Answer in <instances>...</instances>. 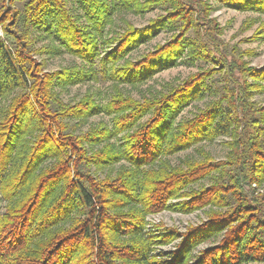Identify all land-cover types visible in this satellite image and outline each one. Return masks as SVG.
Instances as JSON below:
<instances>
[{
  "label": "trees",
  "instance_id": "obj_1",
  "mask_svg": "<svg viewBox=\"0 0 264 264\" xmlns=\"http://www.w3.org/2000/svg\"><path fill=\"white\" fill-rule=\"evenodd\" d=\"M222 1L264 13V0ZM77 2L82 15L66 0H1L0 193L7 203L0 213V264H264V193L249 195L247 188L264 181V105L250 100L254 83L247 81L264 67L249 68L223 43L208 1ZM159 5L164 15L142 27L124 19L123 30L105 38L117 13L144 14ZM30 25L89 66L45 71L34 56ZM175 27L171 40L120 65L162 28ZM185 53L210 60L212 68L143 99L120 88L146 82ZM220 71L226 83L219 91L209 79ZM93 80H112L107 102L90 90L74 101L61 97ZM208 91L216 98L179 119ZM98 114L111 123L84 130ZM227 134L225 159L206 153L170 163L169 156ZM105 169V178L97 176ZM205 179L212 183L195 186ZM207 207V221L179 234L175 250L156 252L176 235L149 230L148 214ZM220 232V243L194 258L195 247Z\"/></svg>",
  "mask_w": 264,
  "mask_h": 264
},
{
  "label": "rangeland",
  "instance_id": "obj_2",
  "mask_svg": "<svg viewBox=\"0 0 264 264\" xmlns=\"http://www.w3.org/2000/svg\"><path fill=\"white\" fill-rule=\"evenodd\" d=\"M208 1L211 5L210 17L220 26V38L226 45L233 47L235 53L249 68L257 69L258 71L264 67V13H260L252 10H243L233 7L222 0H203L205 3ZM70 11L74 15H82L83 10L79 6L77 0H66ZM0 0V6H1ZM6 4V2H5ZM19 5V3H17ZM166 13L164 6H157L151 11L144 14H135L133 12H121L114 16L115 22L112 25H108L105 29V38H111L118 31L123 30L122 25L124 19L131 22L134 26L142 27L151 19L162 16ZM85 21V19H83ZM30 30V41L32 46L37 52L34 54L35 58L43 64L45 71H54L62 67L70 66H86L79 57L67 52H59L58 45L55 47L54 40L51 36H48L47 32L38 29L36 26H28ZM178 29L175 27L173 30L162 28L158 35L150 41L142 44L139 48L130 52L127 55L126 60L120 61L121 64H125L127 61L139 60L148 51L155 49L158 45L166 43L171 40L174 32ZM3 36V30L0 27V37ZM114 43L109 48L114 47ZM47 49V50H45ZM42 50V51H40ZM213 63L206 59H193L189 53H185L183 60L171 68L165 69L156 73L151 79L136 86L130 84H120V88L125 91L126 94H130L137 99H143L145 96H151L158 91L164 90L169 84H179L186 79H189L195 73L212 68ZM225 75L223 72H218L213 75V80L209 79V86L215 90H222V86L226 83ZM247 81L254 83L249 88L252 91L250 100L256 104L264 105V74L261 73L254 77H247ZM112 80H99V81H87L72 85L66 90L61 91V97L66 101H74L83 96L87 90L96 93V97L99 102H107L110 98V92L112 90ZM216 98L209 91L206 93V97L197 101H194L187 106L180 114L179 119H186L194 115L199 108H204L212 100ZM147 117L144 118L145 121ZM104 120L111 123L109 116L105 114L93 115L89 118L88 123L84 126L86 130L90 124ZM231 137L227 135H220L213 141H202L194 145L193 147L181 151L175 155L169 156L170 163L173 165L181 163L182 160L190 157H196L202 159L206 153H210L215 160L225 159L231 147L229 142ZM116 166H119L116 165ZM108 173V169L98 171L96 174L100 178H105ZM212 181L205 179L201 183L196 184V187L202 184L208 186ZM249 195L255 193H264V181L260 184H253L252 187H247ZM253 192V193H252ZM178 199H173V201ZM6 200L3 199L0 193V213L6 209ZM264 204V201H261ZM210 208L206 210L199 209L190 213H184L173 209H165L158 213H150L147 215L148 229L151 231L156 230L157 233L168 232L167 234L176 235L175 239L166 244H158L156 246V252L160 250L172 251L175 250L182 240L181 233H185L191 226H200L205 223L210 215ZM224 236V232L217 233L210 238L200 242L193 252L194 258L198 257L201 252L207 248L217 246Z\"/></svg>",
  "mask_w": 264,
  "mask_h": 264
}]
</instances>
